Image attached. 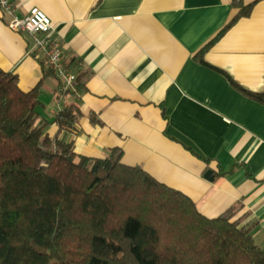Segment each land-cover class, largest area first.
<instances>
[{
	"label": "crops",
	"instance_id": "obj_1",
	"mask_svg": "<svg viewBox=\"0 0 264 264\" xmlns=\"http://www.w3.org/2000/svg\"><path fill=\"white\" fill-rule=\"evenodd\" d=\"M231 2L12 0L10 11L0 9V68L22 91L39 85L38 121L50 137L54 116L76 104L74 130L59 133L76 154L119 147L123 163L183 192L206 217L233 209L264 250V105L227 77L264 89V0L205 51L204 63L195 59L239 11ZM34 7L76 75L66 92L32 36L7 25Z\"/></svg>",
	"mask_w": 264,
	"mask_h": 264
},
{
	"label": "trees",
	"instance_id": "obj_2",
	"mask_svg": "<svg viewBox=\"0 0 264 264\" xmlns=\"http://www.w3.org/2000/svg\"><path fill=\"white\" fill-rule=\"evenodd\" d=\"M258 1L232 0L239 11L195 59L204 63L205 51ZM227 77L264 105V89ZM41 107L39 85L22 91L17 75L0 68V264H264L233 209L206 217L183 192L123 163L119 147L103 157L76 154L59 133L74 130L79 107L69 103L54 116L52 137L38 121Z\"/></svg>",
	"mask_w": 264,
	"mask_h": 264
},
{
	"label": "built area",
	"instance_id": "obj_3",
	"mask_svg": "<svg viewBox=\"0 0 264 264\" xmlns=\"http://www.w3.org/2000/svg\"><path fill=\"white\" fill-rule=\"evenodd\" d=\"M12 0H0V9L10 11ZM8 27L14 31L28 32L34 41V49L44 54L47 67L53 71L60 80L62 92L73 89L76 75L65 64L61 46L52 36L50 19L38 8H31L22 17H13L8 22Z\"/></svg>",
	"mask_w": 264,
	"mask_h": 264
},
{
	"label": "water",
	"instance_id": "obj_4",
	"mask_svg": "<svg viewBox=\"0 0 264 264\" xmlns=\"http://www.w3.org/2000/svg\"><path fill=\"white\" fill-rule=\"evenodd\" d=\"M211 173V171H207V173H206V177L208 178V175ZM209 179H212L211 177H209Z\"/></svg>",
	"mask_w": 264,
	"mask_h": 264
}]
</instances>
